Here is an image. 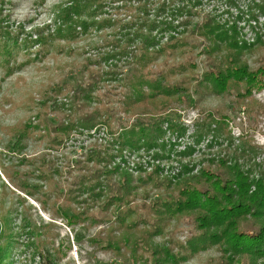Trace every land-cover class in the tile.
<instances>
[{"label":"rangeland","instance_id":"obj_1","mask_svg":"<svg viewBox=\"0 0 264 264\" xmlns=\"http://www.w3.org/2000/svg\"><path fill=\"white\" fill-rule=\"evenodd\" d=\"M216 65L247 75L213 89L204 77ZM171 66L177 93L145 98L136 75L159 81ZM146 115L159 118V134L133 141L131 126ZM242 147L256 153L242 160ZM236 155L257 179L264 0H0V263L38 264L43 250L58 264H225L219 246L187 245L197 231L188 215L162 221L157 235L140 219L176 194L174 184L223 173L219 162L236 165ZM123 178L135 188L125 208L135 207L120 225L108 198ZM108 235L139 246L107 248Z\"/></svg>","mask_w":264,"mask_h":264},{"label":"trees","instance_id":"obj_2","mask_svg":"<svg viewBox=\"0 0 264 264\" xmlns=\"http://www.w3.org/2000/svg\"><path fill=\"white\" fill-rule=\"evenodd\" d=\"M148 41L149 39L146 40V42ZM176 45L177 42L176 44H171L170 48ZM164 49L165 48L162 47L156 52L163 53V51H165ZM168 53L170 52L168 51ZM146 57L152 58L153 56L147 55ZM154 59L156 58H152L151 61ZM172 67L175 68L171 66L166 76L163 75V73L167 72L157 71L156 74L158 75L159 73V76H162L159 81L152 76L154 75L153 72L147 71L144 76L140 78H138V74L136 75L135 81L137 83L139 81H144L147 85L146 87L149 88V92L146 94L145 98L152 100L155 99L157 95L168 94L172 96L177 93L174 87H178L177 85L179 82L174 80L170 81L169 79V76L172 74ZM215 68L216 70H211L209 72L213 73V76L206 73L204 80L211 83L212 86H214L212 88L217 90L221 89L225 91L227 79H235V75H238L236 77L242 79L247 75L243 66L239 65L233 68L225 66L223 69L216 65ZM180 69H182V67ZM181 80L182 82H186L187 78ZM187 98L190 99L189 97ZM139 99L136 98L134 101L132 100L130 104H133V102ZM142 99L143 98H141V100ZM191 101L192 100L189 102ZM134 105L135 104L130 106ZM147 117L148 119L137 118L136 121L138 122L131 126L130 137L133 141L138 140L140 137L146 140H153L151 136L159 134L157 125L158 122L160 123L159 118L146 115V118ZM206 118H208L209 121L208 126L214 123L213 116L208 115ZM148 120L151 121V123L145 124L149 122ZM136 128H138V131L134 130ZM138 132L140 134H138ZM239 152L241 153L240 156L243 155V159L239 155H236L237 157L235 156L234 158L235 162L238 161L237 159L245 160L244 158L248 159L252 157V155L256 153V149L245 148ZM242 152H244V154L246 152L247 154L244 155ZM220 166L226 168L223 173L219 171L209 172L208 170H202L199 176L195 175L190 177L192 180L189 181L188 178H185L179 183L174 184L176 194H171V196L163 200L161 204L150 208V211L147 212V214L151 213L153 216L150 220L141 218L140 221H149L151 225H154L155 227H153V229L156 230L153 233L157 235L164 230L165 225H160L162 221L163 223L168 221L171 216L178 217L188 215L186 220L191 221L193 226L197 229L194 233L192 232V236L186 241L191 249L193 247L192 250H198L199 246L204 248L207 245L214 244L215 246H219V251H222V254L226 255V259L224 258L225 264H264L257 262L252 263L250 260L237 262V258L243 254H248L250 259H264V167L261 166L260 176L257 179H253L240 170L239 163L228 166L225 161H222L218 164L219 168ZM193 184H195V186ZM112 185L113 186L109 187L111 194L108 198L112 201L108 202V205L114 203L117 205L116 208H119L117 211L121 210L115 214V218L117 219L116 222L121 225L126 218L131 217L132 214L130 215L129 212L134 211L135 206L128 208H125V206L131 201L129 196L134 195L135 188L130 178L126 180L123 178L121 182H114ZM143 208L145 209V207L142 206V209ZM77 215H83V212ZM138 221L139 220L136 222L135 220L132 224H136ZM144 239L145 238L142 239L143 242ZM105 241L107 248H113L114 245L117 247L119 244L122 245V243L130 245V238L125 235L122 237L108 235L105 237ZM136 242L135 240V243ZM204 242H206V244H204ZM135 243L130 246H139L135 245ZM143 248L145 249L146 246L144 245ZM38 253V264H58L56 257L52 253H46L43 250H40ZM134 253H132L133 262L141 261V257L138 255L136 256ZM146 263L147 262H143V264ZM167 263L168 259L159 260L155 258L152 260L151 264Z\"/></svg>","mask_w":264,"mask_h":264}]
</instances>
